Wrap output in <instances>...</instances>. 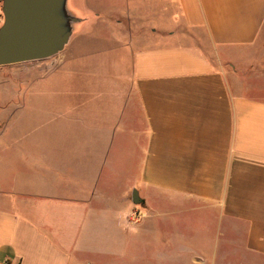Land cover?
Here are the masks:
<instances>
[{"label":"crops","instance_id":"0c3cea01","mask_svg":"<svg viewBox=\"0 0 264 264\" xmlns=\"http://www.w3.org/2000/svg\"><path fill=\"white\" fill-rule=\"evenodd\" d=\"M74 1L0 120V264H264V0H128L123 35Z\"/></svg>","mask_w":264,"mask_h":264},{"label":"water","instance_id":"95a60500","mask_svg":"<svg viewBox=\"0 0 264 264\" xmlns=\"http://www.w3.org/2000/svg\"><path fill=\"white\" fill-rule=\"evenodd\" d=\"M68 0H3L0 67L44 61L68 45L79 19L67 10ZM133 202L140 203L134 191Z\"/></svg>","mask_w":264,"mask_h":264},{"label":"rangeland","instance_id":"374dc122","mask_svg":"<svg viewBox=\"0 0 264 264\" xmlns=\"http://www.w3.org/2000/svg\"><path fill=\"white\" fill-rule=\"evenodd\" d=\"M82 0H75L74 5L82 6ZM109 13H117L112 20H122V28L120 34H125V19L133 8L128 4V0L110 1ZM72 8L71 6L69 7ZM73 9V8H72ZM75 11V10H74ZM76 12V11H75ZM78 14V13H77ZM79 15V14H78ZM80 16V15H79ZM76 30L79 24L76 26ZM99 29L95 34H105ZM63 51L53 58L44 61L28 62L13 66L0 67V120H7L13 114L14 105H45L46 92L42 91L45 87V78L50 76L52 71L57 68L60 63V57ZM30 99H32L30 103ZM17 120L22 119V111L17 112ZM8 116V118H7ZM25 117V115H24ZM13 119V118H11ZM3 124H0V132L3 130Z\"/></svg>","mask_w":264,"mask_h":264}]
</instances>
